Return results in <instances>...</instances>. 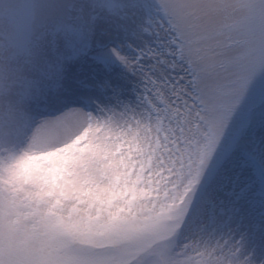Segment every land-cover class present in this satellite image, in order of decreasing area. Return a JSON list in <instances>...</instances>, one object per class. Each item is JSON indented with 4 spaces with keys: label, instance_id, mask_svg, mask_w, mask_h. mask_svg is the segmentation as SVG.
I'll return each instance as SVG.
<instances>
[{
    "label": "rangeland",
    "instance_id": "1",
    "mask_svg": "<svg viewBox=\"0 0 264 264\" xmlns=\"http://www.w3.org/2000/svg\"><path fill=\"white\" fill-rule=\"evenodd\" d=\"M94 1L0 0V125L30 50L50 62L85 51L121 85V128L135 138L115 188H76L57 167L41 189L0 177V264H233L232 243L214 227L253 213L246 235L264 234V0H102L129 20V36L81 43ZM138 31L148 39L135 42ZM105 82L86 85L97 92L81 95L84 113L106 99ZM78 121L59 115L38 127L29 159L81 147L92 132ZM250 249L235 264L264 262L261 238Z\"/></svg>",
    "mask_w": 264,
    "mask_h": 264
},
{
    "label": "bare ground",
    "instance_id": "2",
    "mask_svg": "<svg viewBox=\"0 0 264 264\" xmlns=\"http://www.w3.org/2000/svg\"><path fill=\"white\" fill-rule=\"evenodd\" d=\"M94 2V5L86 4L88 16L84 22L79 23L78 28L82 34L79 38L81 43L98 33L107 39L117 41L129 36V30H127L129 20L122 18L117 6L110 8L102 0ZM76 31H78L77 28ZM133 35L135 42L148 39L144 31H138ZM40 51L41 49L30 50L28 57L31 58V64L25 61L20 63L18 81L13 83L3 96L7 108H5L6 116L0 125V177L7 184L17 187L31 181L38 185L41 184V182L37 184L38 179L42 176V179L45 177L51 179L50 173L57 167L66 171L65 175L73 181L76 188H115L111 178L115 177L118 171H122V162L125 161L129 152L126 148L131 143L130 139H135L129 138L131 133L121 128L123 120L121 121L118 115L124 113L123 108H128L126 104L120 102L122 98H127L118 92V86L121 85L115 81L112 72H107L102 65H97L96 61L88 56V52L75 51L67 55V58L63 55L61 59L50 62L40 55ZM127 76L133 83L131 74L126 73ZM97 78L106 81L104 84L107 93L103 95L106 99L99 101L100 107H94L97 109L84 113L85 103L81 95L96 94V89L89 91L86 85ZM117 102L121 105H117ZM84 114L85 116L93 114L94 120L91 124H88L86 117L83 118ZM59 115L77 116L79 127H87L92 134L81 147H75L72 143L65 144L53 154L52 158H49L50 161L38 162L35 159H29L28 148L33 131ZM99 123L103 124L98 125ZM100 127L105 132H101ZM117 140L124 141L120 152L119 145L116 146L120 141ZM143 147H147V144L145 143ZM43 187L45 185L41 184L39 188ZM248 199L250 206L252 204L259 206V198L255 197L254 193H251ZM250 215H245L244 219L235 216L231 225L219 230L214 227L211 232L216 238L221 237L222 233L226 235L224 238L228 240L226 249L230 248L229 241L232 243L231 246L235 252L228 255L227 261L233 264L241 257L238 255L240 250L251 251L252 244L258 239L261 238L264 241V234L259 233L256 241L246 235L245 231L250 227V220L260 219L253 213ZM237 238L243 239L239 245L236 243ZM224 239L222 238V241ZM260 263L264 264V262ZM251 264H253L252 261Z\"/></svg>",
    "mask_w": 264,
    "mask_h": 264
}]
</instances>
